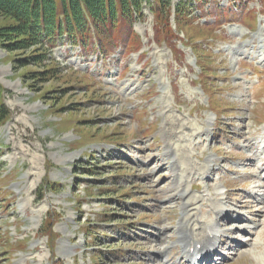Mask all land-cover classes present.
I'll return each instance as SVG.
<instances>
[{
	"label": "rangeland",
	"instance_id": "374dc122",
	"mask_svg": "<svg viewBox=\"0 0 264 264\" xmlns=\"http://www.w3.org/2000/svg\"><path fill=\"white\" fill-rule=\"evenodd\" d=\"M242 1L203 0L193 14L204 24L185 14L200 65L181 33H157L149 4L133 24L139 49L123 37L102 55L63 39L44 81L26 77L44 67H15L28 52L0 42L11 111L0 127V264H190L178 240L188 211L196 233L216 224L231 244L210 264H264V171L253 166L264 152L252 155L264 150V0Z\"/></svg>",
	"mask_w": 264,
	"mask_h": 264
},
{
	"label": "trees",
	"instance_id": "16d2710c",
	"mask_svg": "<svg viewBox=\"0 0 264 264\" xmlns=\"http://www.w3.org/2000/svg\"><path fill=\"white\" fill-rule=\"evenodd\" d=\"M145 3L150 5L161 27L157 33L172 32L173 0H0V16L9 21L0 26V42L8 52H28L24 57L13 58L15 67L31 64L44 67L42 71L26 75L27 79L44 81L55 77L56 69L48 68L46 61L62 39L74 46L90 47L95 52L99 44L100 52L104 53L110 49L107 43L124 37V45L129 42L139 49V35L135 34L133 24L144 16ZM192 3L193 0H179L175 5L177 30L184 31L191 41L196 36L188 27L185 14L193 13ZM44 74L47 77L41 78ZM10 118L11 111L0 96V126Z\"/></svg>",
	"mask_w": 264,
	"mask_h": 264
},
{
	"label": "bare ground",
	"instance_id": "6f19581e",
	"mask_svg": "<svg viewBox=\"0 0 264 264\" xmlns=\"http://www.w3.org/2000/svg\"><path fill=\"white\" fill-rule=\"evenodd\" d=\"M259 152H264V150H259L254 152L252 155H259L261 153ZM261 163L260 164H254L253 166L257 168V172L261 174L262 171H264V156L261 158ZM213 159L212 157L209 158V162H212ZM175 164H173L174 166ZM174 168V167H173ZM257 178L260 179L261 181V186L264 188V176H257ZM179 186H175L176 194H180L181 197L185 195V192H182L178 189ZM170 199V198H169ZM249 202L246 201L244 204H248ZM194 203L187 202L186 203V208H188L190 205ZM244 204H241L243 206ZM253 207H257V204H252ZM250 206V205H249ZM189 210V209H188ZM217 216L219 219H224V218H231L228 217L229 213L231 212V209H226L225 207H220L218 208ZM251 214L254 215V211H250ZM193 218L191 217L190 211L186 212V215L181 219L180 226L178 229L179 233V238L178 240L182 243L183 249L182 251L186 255H190L191 252H193L195 257L198 255L203 254V261H208L211 259V254L217 250L219 247H224L225 245L230 246L231 244H226L227 240H224V234L222 233V229L218 227L216 224H209L207 226L208 229H206L205 234H198L194 231L193 223ZM232 221L239 220V215H236L235 217L232 218ZM230 220V219H228ZM195 222V219H194ZM241 230V229H240ZM243 230V229H242ZM163 239V236H160ZM231 243H235V241H231ZM242 244H237L236 246L240 247ZM245 247V246H244ZM194 248L193 251L190 249ZM176 260H174L173 257L168 256L167 258H164L162 260V264H174ZM181 264V263H180ZM200 264V262L198 263Z\"/></svg>",
	"mask_w": 264,
	"mask_h": 264
}]
</instances>
